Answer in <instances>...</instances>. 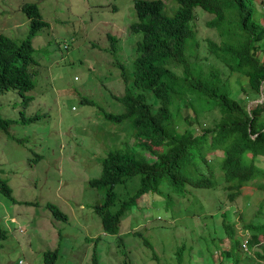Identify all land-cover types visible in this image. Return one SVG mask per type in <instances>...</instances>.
I'll return each instance as SVG.
<instances>
[{"label":"rangeland","instance_id":"rangeland-1","mask_svg":"<svg viewBox=\"0 0 264 264\" xmlns=\"http://www.w3.org/2000/svg\"><path fill=\"white\" fill-rule=\"evenodd\" d=\"M263 1L254 0L257 17L264 13ZM163 2L167 7L177 6L174 0ZM25 3H35L48 25L32 38L36 61L32 70L37 71L34 88L22 95L16 91L0 95V114L11 120L7 133L0 130V180L17 200L11 202L0 193V264H43V252L55 248V264H178L179 247L180 264H210V257L214 262L218 251L229 247L230 239L221 226L224 213L228 222H235L236 233L242 236L241 246L252 256L253 264H264L256 255L259 243L249 246L255 228L247 227L264 223V188L253 183H264V176L257 174L244 182L240 194L230 201L220 168L221 145L207 153V160L213 157L216 162L211 166L194 162L180 167L192 181L213 170L211 187L199 189L185 183L175 191L164 181L161 185L168 193L161 197L148 193L137 200L120 219L117 234L102 229L92 210L102 191L87 184L100 173L101 146L149 156L132 143L130 124L105 117L109 113L116 116L124 109L115 98L125 90L117 64L122 62L131 71L130 58L138 55L137 43L143 37L141 32H130L131 23L137 20L134 1L0 0L2 36L15 41L26 37L29 19L22 11ZM192 12L198 45H186L188 61L203 71L218 64L226 79L228 69L208 48L209 42L220 38L215 27L209 25L212 15L199 7ZM259 21L264 25V18L259 17ZM109 36L119 39L121 48L115 55L104 50L110 46ZM229 77L233 99L243 103L248 96L247 108L262 101L261 94L255 98L248 95L250 88L244 76L232 72ZM145 94L148 103L156 101L151 92ZM25 98L31 100L25 102ZM213 108L203 112L197 105L201 117L218 122L219 109L209 112ZM190 113L186 106L181 107L179 128L196 124L198 118L186 116ZM35 116L38 118L32 122L21 123L23 118ZM197 141L196 149L203 155L208 144L201 138ZM36 153L41 155L40 160H35ZM256 164L264 170V157L259 156ZM138 182L139 176L127 182L126 195L133 194ZM121 187L117 185L115 190ZM47 204L57 206L58 214L64 217L58 218ZM256 233L264 241L262 230ZM217 243L221 248L216 247L220 249L212 256L209 249Z\"/></svg>","mask_w":264,"mask_h":264},{"label":"trees","instance_id":"trees-1","mask_svg":"<svg viewBox=\"0 0 264 264\" xmlns=\"http://www.w3.org/2000/svg\"><path fill=\"white\" fill-rule=\"evenodd\" d=\"M133 1L137 20L131 23L130 32H141L143 37L137 43L138 55L130 58L133 62L131 71L122 62L118 61L117 64L125 90L115 98L124 109L116 116L101 112L116 123L125 121L130 124L134 136L132 143L149 156L137 155L133 150L101 146L100 173L89 179L87 184L102 191L100 201L93 205L92 210L98 215L102 229L109 234L119 232L120 219L141 197L148 193L158 197L168 193L161 185L164 181L175 191L185 183L199 189L211 187L213 170H206V175L192 181L180 171V167L184 163L194 162L199 166H211L216 162L213 157L207 160V153L216 150L217 145L222 146L220 168L230 201L240 194L244 182L253 180L257 174L264 176V170L256 164L259 156L264 157V25L259 21V17L264 18L263 11L256 16L254 0H174L177 4L174 7H167L163 0ZM194 7L212 15L209 25L215 27L220 38L209 42L208 48L219 64L228 69L226 79L222 78L225 71L220 72L216 67L218 64L209 71H203L200 66L194 67L188 61L186 45L190 48L198 45L191 24ZM22 11L29 19L26 37L15 41L0 33V95L7 91L22 95L35 85L37 71L32 70L36 65L32 38L48 23L41 19L35 4L25 3ZM107 41L110 46L104 50L115 55L120 47L117 43L119 39L109 36ZM232 72L246 78L250 88L248 95L255 98L261 94L262 101L256 102V107L247 108L248 96L243 103L232 98L229 88V74ZM128 79L130 84H126ZM145 92H151L156 101L148 103ZM30 99L24 100L28 102ZM81 101L89 102L86 99ZM197 105H201L203 112L209 107H214L209 112L218 108L219 121H208V116L201 117L203 113L197 109ZM182 106L191 110L187 117L202 121L197 119L196 124L179 128ZM37 118H23L21 123L26 124ZM10 123L11 120L0 114L2 132L7 133ZM198 138L208 144L203 155L196 149ZM38 159H41V155L36 153L35 160ZM136 176H139L138 187L128 196L127 182ZM253 183L264 188L263 182ZM117 185L122 186L119 191L115 190ZM0 193L11 202H17L11 195V188L3 180H0ZM157 196L156 199H159ZM47 208L58 218L64 217L58 214L57 206L47 204ZM221 216L223 233L228 235L230 243L228 248L220 249L218 243L208 248L212 256L220 249L214 262L209 258L210 264H226L227 259L231 260V264H253L252 256L241 246L242 236L236 233L235 222H228L226 213ZM247 227L255 228L248 240L249 246L259 243L256 255L264 260V241L259 240L256 233L262 230L264 238V223L260 227L250 224ZM145 242L148 244L142 240V243ZM181 250L182 247L176 250L178 264L181 263ZM57 259V248L43 252V264H55Z\"/></svg>","mask_w":264,"mask_h":264},{"label":"clouds","instance_id":"clouds-1","mask_svg":"<svg viewBox=\"0 0 264 264\" xmlns=\"http://www.w3.org/2000/svg\"><path fill=\"white\" fill-rule=\"evenodd\" d=\"M30 4H35V3H30ZM35 5H36V4H35ZM41 18H42V16H41ZM43 21L45 22V20H43ZM46 25H48V24H46ZM46 25H45V26H46ZM40 29H41V28H40ZM40 29H39V30H40ZM38 32H39V31H38ZM38 32H37V33H38ZM64 47H65V46H64ZM30 100H31V99H30ZM30 100H29V101H30ZM29 101H28V102H29ZM17 264H18V263H17Z\"/></svg>","mask_w":264,"mask_h":264}]
</instances>
